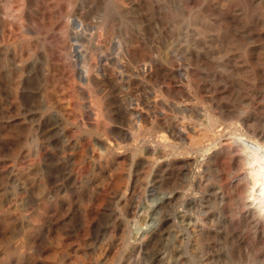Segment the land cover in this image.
Instances as JSON below:
<instances>
[{"label":"rangeland","instance_id":"1","mask_svg":"<svg viewBox=\"0 0 264 264\" xmlns=\"http://www.w3.org/2000/svg\"><path fill=\"white\" fill-rule=\"evenodd\" d=\"M237 5L238 0H0V264H181V254L190 264H264V228L256 234L232 215L229 182L235 179L216 159L206 174L223 199L209 201L214 216L207 246L190 232L201 210L182 204L174 207L160 241L162 261L150 260L153 247L129 243L134 232L158 224L170 180H161L157 195L147 192L150 170L136 163L150 160L142 146L162 141L167 157H192L199 173L195 169L184 181L201 173L209 145L234 136L257 144L239 145L246 155L264 158V69L253 49L244 56ZM129 104L142 107L131 112ZM175 122L183 125V135L215 136L187 149L173 131ZM126 131L134 135V149ZM194 191L188 186L186 195L197 197ZM112 209L119 224L105 240H95V229L110 220Z\"/></svg>","mask_w":264,"mask_h":264},{"label":"bare ground","instance_id":"2","mask_svg":"<svg viewBox=\"0 0 264 264\" xmlns=\"http://www.w3.org/2000/svg\"><path fill=\"white\" fill-rule=\"evenodd\" d=\"M204 1V0H203ZM213 1V0H212ZM228 2V1H227ZM226 2V3H227ZM104 3V2H103ZM83 4V3H82ZM100 4V3H99ZM231 4V3H230ZM226 6V5H225ZM235 6V4H234ZM238 7H235V13L239 14V20L241 22V40H242V48H243V52H244V56L245 58H247L248 52L250 49H253L254 51H256L257 56L259 58V62L262 65L261 67L264 69V0H238ZM201 7V6H200ZM203 7V6H202ZM212 7V6H211ZM224 7V6H223ZM178 8V7H177ZM224 10V9H223ZM227 10V9H226ZM1 13V12H0ZM226 13V12H225ZM231 13V12H230ZM180 14V13H179ZM213 15V14H212ZM211 15V16H212ZM216 17V16H215ZM230 17V16H228ZM80 20V19H78ZM221 20V19H220ZM228 20V19H227ZM219 21V20H217ZM230 21V19H229ZM215 23V22H214ZM10 25V24H9ZM81 26V25H80ZM79 27V24L73 23V31L71 32L72 37L71 40L73 41H77V39L75 38L76 36V30L75 28ZM1 30V29H0ZM84 30V29H82ZM14 31V30H13ZM12 31V32H13ZM82 33V32H81ZM238 33V32H237ZM6 34V33H4ZM70 34V33H68ZM70 34V35H71ZM116 34V33H115ZM180 34V33H179ZM10 35V34H9ZM8 34L6 35L9 36ZM99 35V34H98ZM11 36V35H10ZM9 36V37H10ZM15 36V35H14ZM12 38V37H11ZM15 38V37H14ZM98 38V37H97ZM239 38V37H238ZM16 39V38H15ZM126 39V38H125ZM22 40V39H21ZM11 42V41H10ZM15 42V41H14ZM109 42V41H108ZM128 42V41H127ZM133 42V41H132ZM136 42V41H135ZM117 43V41H116ZM130 43V42H129ZM20 44V43H19ZM18 44V45H19ZM14 45V44H13ZM110 46V45H109ZM16 47V46H15ZM218 47V46H217ZM24 48V47H22ZM117 48V47H116ZM77 45L74 46V51L76 52L77 50ZM119 49V48H118ZM19 50V47H18ZM139 51V50H138ZM137 51V52H138ZM79 52V51H78ZM120 52V51H119ZM133 52V51H132ZM131 53V51H130ZM157 53V52H156ZM158 54V53H157ZM255 54V53H254ZM79 55V54H78ZM81 55V54H80ZM129 55V54H128ZM24 56V55H23ZM21 57V54H20ZM114 57V56H113ZM118 57V56H117ZM115 55V58H117ZM126 57V56H125ZM129 57V56H128ZM142 57V56H141ZM252 57V56H251ZM255 57V56H253ZM112 58V57H111ZM134 58V57H133ZM121 59V58H120ZM107 60V59H106ZM116 59H113L111 61H114ZM118 60V58H117ZM122 60V59H121ZM130 60V59H129ZM133 60V59H132ZM110 61V62H111ZM241 61V60H240ZM256 62L258 60H255ZM117 62V61H116ZM119 62V61H118ZM128 62V61H127ZM134 62V61H133ZM180 62V61H179ZM246 60L243 61V63L245 64ZM122 63V62H121ZM106 64V63H105ZM104 64V66H105ZM114 64L115 61H114ZM125 64V63H124ZM129 64V63H128ZM133 64V63H132ZM144 64V63H143ZM231 64V63H230ZM103 65V64H102ZM118 64H116L117 67ZM134 65V64H133ZM119 66H121L119 64ZM124 66V65H123ZM150 66V65H149ZM153 66V65H152ZM175 68V66H173ZM184 67V66H183ZM182 67V68H183ZM83 68V67H82ZM140 68V67H139ZM81 69V68H80ZM119 69V68H118ZM148 69V68H147ZM179 69V67H178ZM184 69V68H183ZM83 70V69H82ZM86 70V68H85ZM87 73V71H85ZM110 70V69H108ZM121 70V69H120ZM122 71H124V69H122ZM127 71V69H126ZM168 71V70H167ZM191 71V70H190ZM22 72V71H21ZM30 72V71H29ZM92 72V71H91ZM119 72V71H118ZM132 73V70L129 71ZM135 72V71H134ZM140 72V71H139ZM93 73V72H92ZM120 73V72H119ZM169 73V72H168ZM182 73V72H181ZM85 74V73H83ZM166 74V73H164ZM258 74V73H257ZM16 75V74H15ZM14 75V76H15ZM65 75V74H64ZM123 75V74H122ZM129 75V74H128ZM126 75V76H128ZM132 75V74H131ZM135 75V74H134ZM152 75V74H151ZM62 76V75H61ZM88 76V73H87ZM89 76H90V71H89ZM94 76V75H93ZM163 76V75H162ZM27 77V76H26ZM66 77V76H65ZM83 77V76H82ZM137 77V75L135 76ZM147 77V75H146ZM164 77V76H163ZM168 77V76H167ZM178 77V76H177ZM29 78V76H28ZM130 78V77H129ZM150 78V77H149ZM180 78V77H179ZM85 79V78H84ZM88 78H86L85 80H87ZM125 79V78H123ZM122 79V80H123ZM134 79V78H133ZM167 79V78H166ZM106 80V79H105ZM104 80V81H105ZM31 81V80H30ZM220 81V80H219ZM224 81V80H223ZM88 82V81H87ZM16 83V82H15ZM23 83L22 89L26 88L24 87V83L25 81L23 80V82H21V84ZM175 83V82H174ZM229 83V82H228ZM168 84V83H167ZM13 85V84H12ZM16 85V84H15ZM155 85V84H154ZM166 85V84H165ZM18 86V85H17ZM29 86V85H28ZM176 86H180V84L178 85H173V87ZM182 86V85H181ZM185 86V85H184ZM245 86V85H244ZM12 87V86H10ZM105 87V86H104ZM170 87H172L170 85ZM175 87V88H176ZM168 88V87H167ZM220 88V87H219ZM105 89V88H104ZM170 89V88H168ZM212 89V88H210ZM176 90V89H175ZM17 91V90H16ZM28 91V90H27ZM26 91V92H27ZM110 91V90H109ZM120 91V90H119ZM142 91V89H141ZM154 91V90H153ZM172 91V90H171ZM140 92V91H139ZM209 92V91H208ZM21 95H23V90H21ZM41 93V92H40ZM191 93V92H190ZM19 94V93H18ZM140 94V93H139ZM156 94V93H155ZM149 95V93H148ZM158 96V98H160V95L156 94ZM156 95L153 96V103H155V97ZM183 95V93H182ZM250 95V94H249ZM18 96V95H17ZM16 96V97H17ZM20 96V95H19ZM31 96V95H29ZM260 96V95H259ZM21 97V96H20ZM34 97V96H33ZM23 98V97H22ZM28 99V97H26ZM30 98V97H29ZM21 99V98H20ZM25 99V98H24ZM112 100V99H111ZM22 101H26V100H22ZM189 101V100H188ZM135 102V101H134ZM137 102V101H136ZM135 102V103H136ZM245 102V101H244ZM26 103V102H25ZM123 103V102H122ZM103 104V103H102ZM139 104V103H138ZM147 104V103H146ZM148 104L150 105V103L148 102ZM133 105V104H132ZM131 104H129V108L128 111L134 112L137 111V108L139 110L140 107L142 106H137L136 105L132 106ZM152 105V104H151ZM93 106V105H92ZM127 106V104H126ZM156 107V105H153V107ZM159 106V105H158ZM176 106V105H175ZM179 106V105H178ZM144 107V106H143ZM23 109V108H22ZM93 109V108H92ZM145 109H148L145 108ZM184 109V108H183ZM238 109V108H237ZM141 110V109H140ZM144 110V109H143ZM142 110V113H143ZM151 110V109H150ZM181 110V109H180ZM239 110V109H238ZM95 111V110H93ZM146 111V110H144ZM148 111V110H147ZM146 111V113H147ZM156 110H154L153 112H155ZM162 111V110H161ZM29 112V111H28ZM89 112V111H88ZM124 112V111H123ZM157 112V111H156ZM203 112V111H202ZM84 113V112H82ZM96 113V112H95ZM129 113V112H128ZM141 113V112H140ZM150 113V112H149ZM204 113V112H203ZM138 114V113H137ZM148 114V113H147ZM86 115V114H85ZM93 115V113H92ZM95 115V114H94ZM145 115V114H143ZM141 115V116H143ZM157 114H155L156 116ZM180 115V114H179ZM183 115V114H182ZM23 116V115H22ZM31 116V115H30ZM137 116V115H136ZM153 116V115H152ZM160 117V116H159ZM162 118V117H161ZM33 119V118H31ZM96 119V118H95ZM98 119V118H97ZM154 119V118H153ZM181 119V118H180ZM19 120V119H18ZM21 120V119H20ZM24 120V119H23ZM152 120V118H151ZM162 120V119H161ZM169 120V119H168ZM183 120V119H182ZM181 120V121H182ZM240 120V119H239ZM5 121V120H4ZM12 121V120H11ZM79 121V120H78ZM175 121V120H174ZM242 124L246 125L249 121V119L245 116H243V118L241 119ZM257 121V120H256ZM7 122V121H6ZM31 122V121H30ZM145 122V121H144ZM179 122V121H178ZM178 122H175L173 125V131L175 132L176 136L182 138L183 141L187 142L188 147H186L187 149L190 148L191 150H196L199 147V144L201 143V141L203 140H208V137L212 138L215 135H211L209 133H207V131H202L199 133H195L193 134V136H186L183 135L184 134V130H182L183 125L179 124ZM11 123V122H10ZM15 123V122H14ZM47 123V122H46ZM137 123V122H136ZM136 123L134 125H136ZM156 123V122H155ZM202 123V122H201ZM210 123V122H209ZM215 123V122H214ZM8 125V123H6ZM12 124V123H11ZM31 124V123H29ZM101 124V122H100ZM141 124V123H140ZM154 124V122H153ZM189 124V123H188ZM187 124V125H188ZM3 125V124H2ZM1 125V126H2ZM5 125V124H4ZM129 125V124H128ZM147 125H149L147 123ZM208 125V122H207ZM206 125V126H207ZM217 125V124H216ZM145 127V125H143ZM155 126V125H154ZM182 126V127H181ZM100 127V126H98ZM139 127V126H138ZM150 127V126H149ZM157 127V126H156ZM136 129V127H134ZM182 128V129H181ZM202 128V127H201ZM213 128V127H212ZM154 129V128H153ZM101 130V129H100ZM127 130V129H126ZM130 130V129H129ZM201 130V129H200ZM149 131V130H148ZM197 131V130H196ZM103 132V131H102ZM117 132V131H116ZM125 132V131H124ZM132 132V131H131ZM138 132V131H136ZM104 133V132H103ZM118 133V132H117ZM121 133V132H120ZM134 133V131H133ZM153 133V132H152ZM187 133V132H186ZM191 133V132H190ZM189 133V134H190ZM122 134V133H121ZM118 135V134H117ZM149 135V134H148ZM151 135V134H150ZM262 135V134H261ZM125 136V139L128 141L129 146L134 149L135 146V138L134 135L128 131H126V133L123 135ZM138 136V135H137ZM143 136V135H142ZM145 136V135H144ZM156 136V135H154ZM158 137V136H157ZM225 137V136H224ZM237 137V136H236ZM235 136L232 137V139L227 142H223L220 141L217 146H208L207 151H205V158H204V163L202 165H200V171L201 173L199 175H197L196 177H194L193 179L184 181L185 176H187L188 174H191L194 172V170L196 168V164L197 162L192 159V157H189L187 154L186 155H181L175 158H169L167 157L169 148L168 145H166L165 143H163L162 141H158L153 143L152 146H142L143 148V152H148V154H143V155H149L150 154V160L149 161H139L136 160L137 164H144L150 171H149V175L148 177V193L150 192L151 194H156L154 193L156 192V188L160 187L161 184V180L163 179H167L170 178L168 182L167 187V193L165 195L162 194V198L160 199V205L158 207V214H159V220L158 224L154 227L151 228L150 230H146L145 228H141L140 231H136L134 232L130 237H128L130 239L129 243L132 247L134 246H140L141 247H153L155 249V251H153V253L150 256V260L152 259H158L162 261V255L158 252V247L159 244H163L160 243V241L162 242V240L164 239V235L167 234V228H168V224L169 222L172 220V218L176 215V208L174 209V207L177 204H182L184 206V208H199L202 212V215L200 216L199 219H193L191 222V226H190V232L194 233L195 235H197L200 239H201V246H207L208 245V237L209 234H211V226L208 224V220L210 219V217L214 216L211 212H210V205H209V201L211 203V198L214 200H219L221 201L223 199V195L222 192L220 190V188L214 184V183H210L209 182V178L207 177V171L210 170V168H212L210 166L211 162L216 159L219 161V164L222 166L221 169L227 171L228 176H231L232 178H234V182L233 184H230L229 182V186L231 185V189H232V193L231 196L229 198V208L232 211V215H234L235 219L237 220V222H239L240 224H243L245 226H247L248 228H250L251 230L255 231V233L257 231H260L264 228V214L262 215V210L264 209V182L261 181V177L262 174H264V170L262 171V166L260 165L261 163L258 161L259 159L261 160V157L255 158L258 156L257 153L252 155V151L250 152L249 155H246V153L244 152L243 149L240 148V146L244 145V147H246V144H248L249 148L254 149L256 147L257 144L253 143L252 141L249 140H245V139H241L240 137L236 138ZM262 137V136H261ZM150 138V137H149ZM152 138V137H151ZM150 138V139H151ZM154 138V137H153ZM161 138V137H160ZM176 138V137H175ZM219 139V138H218ZM125 141V140H124ZM147 142V141H146ZM262 142V141H261ZM148 143V142H147ZM20 144V143H19ZM18 144V145H19ZM34 144V143H33ZM116 144V143H115ZM127 144V145H128ZM139 144V143H138ZM202 144V143H201ZM210 144V143H209ZM112 145V144H111ZM117 145V144H116ZM126 145V143H125ZM151 145V144H149ZM240 145V146H239ZM253 145V146H252ZM49 146V145H48ZM107 146V145H106ZM170 146V145H169ZM186 146V145H185ZM203 146V145H202ZM120 147V146H119ZM124 147L121 146L120 148H118L119 150ZM138 147V146H137ZM172 147V146H171ZM174 147V146H173ZM248 147V146H247ZM19 148V147H18ZM108 148V147H107ZM110 148V147H109ZM117 148V147H116ZM248 148V149H249ZM259 148V147H258ZM23 149V148H22ZM138 149V148H137ZM173 151H175L173 148H171ZM28 150V149H27ZM111 150V149H110ZM188 150V151H191ZM24 151V150H23ZM29 151V150H28ZM93 151V150H92ZM140 150H138L139 152ZM250 151V150H249ZM254 151V150H253ZM19 152V151H18ZM22 152V151H21ZM20 152V155H22ZM181 152V151H179ZM187 152V151H185ZM198 152V151H197ZM248 152V150H247ZM24 153V152H23ZM116 153V152H115ZM126 153V152H125ZM140 153V152H139ZM184 153V152H183ZM249 153V152H248ZM45 154V152H44ZM133 154V153H132ZM177 154V153H176ZM197 154V153H196ZM203 154V153H202ZM142 155V154H141ZM193 155H195L193 153ZM201 155V154H200ZM45 156V155H44ZM100 156V155H99ZM171 156H173L171 154ZM196 156V155H195ZM117 157V156H116ZM129 157V156H128ZM145 157V156H144ZM149 157V156H148ZM200 157V156H199ZM203 157V156H202ZM68 158V157H67ZM98 158V157H97ZM130 158V157H129ZM146 158V157H145ZM66 159V158H65ZM147 160V159H146ZM199 161V160H197ZM217 161V162H218ZM264 162V158L261 160ZM65 162V161H64ZM216 162V161H215ZM41 163V162H40ZM131 163V162H130ZM218 164V165H219ZM41 165V164H40ZM134 165V164H133ZM198 165V164H197ZM137 166V165H135ZM40 168V167H39ZM43 167H41L42 169ZM84 169V168H83ZM51 170V169H50ZM67 170V169H66ZM214 170V169H213ZM53 171V170H52ZM60 171V170H59ZM63 171V170H62ZM199 171V170H198ZM196 173H199V172ZM55 172V170H54ZM65 172V171H64ZM69 172V171H68ZM51 173V172H50ZM195 173V172H194ZM41 174V173H40ZM69 174V173H68ZM52 175V173H51ZM54 175V173H53ZM67 175V174H64ZM72 176V175H70ZM192 176V175H191ZM190 176V177H191ZM209 176V175H208ZM227 176V175H226ZM52 177V176H51ZM56 177V176H55ZM74 177V176H73ZM223 177V175H222ZM225 177V175H224ZM226 180V178H224ZM43 178V177H42ZM61 178V176H60ZM192 178V177H191ZM63 179V178H62ZM213 179V178H212ZM222 179V178H221ZM263 179V178H262ZM48 180V179H47ZM50 180V179H49ZM57 180V178H56ZM54 181V180H53ZM61 181V180H60ZM50 182V181H49ZM64 184L66 185V181H63ZM68 182V181H67ZM186 182V183H185ZM225 182H228L227 180ZM224 182V183H225ZM186 184L184 186H182V184ZM139 184V183H138ZM167 184V183H166ZM227 184V183H226ZM28 185V184H27ZM62 185V187H63ZM129 185V184H128ZM223 185V184H222ZM228 185V184H227ZM164 186V185H163ZM189 186L193 187L194 192H198L199 194L197 195V197H192L191 194H189L190 196L186 195V188ZM224 186V185H223ZM226 186V185H225ZM59 187V186H58ZM131 187V186H130ZM60 188V187H59ZM183 188V189H182ZM127 189V188H126ZM66 190V189H65ZM134 190V189H133ZM58 191V190H57ZM59 192V191H58ZM101 192V191H100ZM193 192V194H194ZM54 193V192H53ZM126 193V192H125ZM129 194V193H128ZM145 194V193H144ZM124 195V194H123ZM150 195V194H149ZM225 195V194H224ZM126 196V195H125ZM107 198V196H105ZM117 197V196H115ZM133 197V196H132ZM227 197V196H226ZM113 198V197H112ZM119 198V197H118ZM123 198V197H122ZM150 198V197H149ZM111 199V198H109ZM114 199V198H113ZM155 199V198H154ZM100 201V200H99ZM113 201V200H112ZM122 201V200H121ZM228 201V200H227ZM152 202V201H151ZM225 202V201H224ZM116 203V202H115ZM225 203V204H226ZM217 204V203H216ZM219 204V203H218ZM224 204V205H225ZM155 205V203H154ZM151 206V205H150ZM213 206V205H212ZM227 206V205H225ZM255 206V207H254ZM100 207V206H99ZM182 207V206H181ZM152 208V207H151ZM101 209V208H100ZM110 209V208H109ZM122 209V208H121ZM99 210V208H98ZM103 210V209H102ZM157 210V209H156ZM178 210V209H177ZM198 210V209H197ZM226 210V208H225ZM63 211V210H62ZM135 211V210H134ZM152 211V210H151ZM223 211V210H222ZM106 212V211H104ZM137 214L138 211L136 210ZM182 212V211H181ZM180 212V214H181ZM197 212V211H196ZM195 212V213H196ZM225 212V211H224ZM128 213V212H127ZM141 213V212H140ZM130 214H132L130 212ZM144 214V213H143ZM216 214V212H215ZM224 214H227L226 212ZM120 215V214H119ZM123 216V214H121ZM136 215V213H135ZM140 215V214H139ZM145 215V214H144ZM157 215V214H156ZM194 215V214H193ZM231 215V214H230ZM92 216V215H91ZM97 216V215H96ZM138 216V215H137ZM179 216V215H178ZM220 216V215H219ZM227 216V215H226ZM85 217V216H84ZM110 220L108 222H106L104 224V226H99L98 228L95 229L93 236L95 240H105V238L109 237L113 231L116 229L118 223V212L117 210H110V216H109ZM125 217V216H124ZM77 218V217H76ZM97 218V217H96ZM128 219V217H126ZM147 218V217H146ZM145 218V219H146ZM226 218V217H225ZM67 219V218H66ZM89 219V218H88ZM123 219V218H122ZM215 218H213L214 220ZM93 220V219H92ZM100 220V219H99ZM144 220V218L142 219ZM223 220V219H222ZM221 220V222H222ZM123 221H125L123 219ZM127 221V220H126ZM190 221V220H189ZM215 221V220H214ZM96 222V220L94 221ZM147 222V220H146ZM153 222V221H152ZM187 225H188V220L186 221ZM210 222V221H209ZM217 222V221H216ZM87 223V222H86ZM155 223V222H154ZM226 223V222H223ZM222 223V224H223ZM146 224V223H145ZM172 224V223H171ZM86 227L88 226L87 224H85ZM103 225V224H102ZM144 225V223H143ZM152 225H154L152 223ZM229 225V224H227ZM236 225V224H235ZM242 225V227H243ZM95 226V225H94ZM142 226V225H141ZM145 226V225H144ZM151 225L149 224V227ZM213 226V225H212ZM147 227V225H146ZM223 227V226H222ZM241 227V226H240ZM121 228V226H120ZM237 228V226H236ZM235 228V229H236ZM239 228V227H238ZM88 229V227H87ZM189 230V229H188ZM170 232V231H169ZM238 232V231H237ZM187 233V231H186ZM221 233V232H220ZM250 233V232H249ZM258 233V232H257ZM256 233V234H257ZM89 234V233H88ZM131 234V233H130ZM213 234V233H212ZM254 234V235H256ZM223 235V233H222ZM253 235V236H254ZM89 236V235H88ZM185 236V235H184ZM196 236V237H197ZM212 238V235H210ZM216 237V236H215ZM186 238V237H185ZM246 237H244L245 239ZM217 239V238H216ZM93 240V239H92ZM128 240V239H127ZM168 240V239H167ZM218 240V239H217ZM196 241V239H195ZM106 241H104L105 243ZM167 242V241H166ZM200 242V240L198 241ZM242 242V241H241ZM101 243V242H100ZM128 243V242H127ZM244 243V242H243ZM179 244V243H178ZM195 244V243H194ZM197 244V243H196ZM199 244V243H198ZM211 244V243H209ZM187 245V243H186ZM192 245V244H191ZM243 245V244H242ZM129 246V245H128ZM137 246V247H138ZM164 246V245H163ZM168 246V245H167ZM182 246V245H181ZM197 246V245H196ZM200 246V247H201ZM198 247V246H197ZM142 248V249H144ZM165 248V247H164ZM184 247H182L183 249ZM187 248V246H186ZM141 249V250H142ZM151 249V248H150ZM180 249V248H179ZM199 251V247L197 248ZM207 249V248H206ZM149 250V249H148ZM160 250V248H159ZM181 250V249H180ZM179 250V251H180ZM196 250V249H194ZM151 251V250H150ZM178 251V252H179ZM196 251V252H198ZM208 251V250H207ZM140 252V251H139ZM149 252V251H148ZM183 252V250H182ZM195 252V251H194ZM195 252V253H196ZM163 253V252H162ZM176 253V252H175ZM187 253V252H186ZM188 254V253H187ZM194 254V253H193ZM198 254V253H197ZM206 254V253H205ZM145 255V254H144ZM196 255V254H195ZM179 256V255H178ZM199 256V255H198ZM148 257V256H147ZM189 257V256H187ZM73 258V257H72ZM142 258V257H141ZM149 258V257H148ZM147 258V259H148ZM164 258V257H163ZM177 258V257H176ZM197 258V255H196ZM166 259V258H165ZM208 259V256L205 255L202 258V261L205 263ZM149 260V261H150ZM164 260V259H163ZM178 260V258H177ZM181 264H190L189 259L186 258V255L181 254L180 259ZM178 260V261H179ZM198 260V259H196ZM68 261V260H67ZM174 261V260H173ZM147 263V261H144ZM193 262V261H192ZM143 263V262H142ZM164 263V262H163ZM169 264V263H168Z\"/></svg>","mask_w":264,"mask_h":264}]
</instances>
